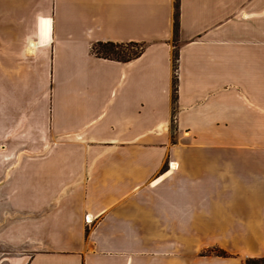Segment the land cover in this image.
Here are the masks:
<instances>
[{
  "label": "crops",
  "instance_id": "0c3cea01",
  "mask_svg": "<svg viewBox=\"0 0 264 264\" xmlns=\"http://www.w3.org/2000/svg\"><path fill=\"white\" fill-rule=\"evenodd\" d=\"M1 96L39 231L27 264L264 260V143L224 141L264 133V0H0Z\"/></svg>",
  "mask_w": 264,
  "mask_h": 264
},
{
  "label": "rangeland",
  "instance_id": "374dc122",
  "mask_svg": "<svg viewBox=\"0 0 264 264\" xmlns=\"http://www.w3.org/2000/svg\"><path fill=\"white\" fill-rule=\"evenodd\" d=\"M134 49L130 48V51ZM3 88V85H1ZM1 117L7 114L9 103L2 100ZM6 119L1 118L0 133V264H27L32 254L41 246L36 241L39 231L34 230L29 215H25L22 207L17 206L15 197L20 182L15 176L23 173V150L14 149L19 142L18 134L3 133ZM20 140V141H19ZM224 141L260 142L264 143V133L224 135ZM215 248V247H213ZM205 252V251H204ZM260 259L246 260V264H260Z\"/></svg>",
  "mask_w": 264,
  "mask_h": 264
},
{
  "label": "trees",
  "instance_id": "16d2710c",
  "mask_svg": "<svg viewBox=\"0 0 264 264\" xmlns=\"http://www.w3.org/2000/svg\"><path fill=\"white\" fill-rule=\"evenodd\" d=\"M178 5L177 1L175 4V17L173 24V54H172V92H171V102H172V112H171V130L175 131V113H176V102H177V60L178 52L176 48L177 35H178ZM130 48L134 49L130 51ZM145 49L144 43H126V44H115L111 42L101 43L98 42L91 47V53L98 58L114 60L118 62H128L132 59L139 57ZM203 254H212L215 256L226 257L227 253L220 248H209ZM259 262L264 263V260H259ZM257 264V263H256ZM259 264V263H258Z\"/></svg>",
  "mask_w": 264,
  "mask_h": 264
},
{
  "label": "bare ground",
  "instance_id": "6f19581e",
  "mask_svg": "<svg viewBox=\"0 0 264 264\" xmlns=\"http://www.w3.org/2000/svg\"><path fill=\"white\" fill-rule=\"evenodd\" d=\"M40 32L41 34H43L44 36L49 37L50 34V19H41V23H40Z\"/></svg>",
  "mask_w": 264,
  "mask_h": 264
},
{
  "label": "built area",
  "instance_id": "2783aa9c",
  "mask_svg": "<svg viewBox=\"0 0 264 264\" xmlns=\"http://www.w3.org/2000/svg\"><path fill=\"white\" fill-rule=\"evenodd\" d=\"M87 222H88V220H87Z\"/></svg>",
  "mask_w": 264,
  "mask_h": 264
}]
</instances>
